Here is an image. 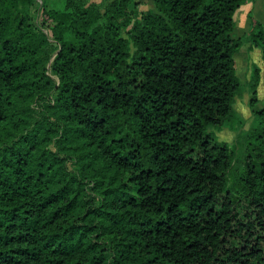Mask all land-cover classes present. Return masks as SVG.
Here are the masks:
<instances>
[{"label":"trees","instance_id":"trees-1","mask_svg":"<svg viewBox=\"0 0 264 264\" xmlns=\"http://www.w3.org/2000/svg\"><path fill=\"white\" fill-rule=\"evenodd\" d=\"M151 1L0 0V264H264L246 0Z\"/></svg>","mask_w":264,"mask_h":264},{"label":"rangeland","instance_id":"rangeland-1","mask_svg":"<svg viewBox=\"0 0 264 264\" xmlns=\"http://www.w3.org/2000/svg\"><path fill=\"white\" fill-rule=\"evenodd\" d=\"M94 1H100V0H94ZM138 7L140 10H148L153 7L152 1L151 0H138ZM241 19V17H239ZM247 39V36H243L241 42V47L242 49L244 45V39ZM249 52L246 50H242L241 52L237 53L235 56L236 60V72L238 73L240 79L242 82L246 81L249 77V65H250V56L248 55ZM255 56H252L254 60ZM253 60V61H254ZM258 61V60H257ZM264 85V84H263ZM258 91V102L255 105V107H260L264 105V86L259 85L257 88ZM250 93L248 89L245 87L244 90L241 92V94L236 98L234 107L236 111L238 112L239 115H241L243 118H245V125L244 128H247L250 121L252 120V115H251V110L248 107V100H249ZM216 134L220 140L226 141L228 144H232L233 141L236 138V132L232 131L228 128H223L222 130H217Z\"/></svg>","mask_w":264,"mask_h":264},{"label":"crops","instance_id":"crops-1","mask_svg":"<svg viewBox=\"0 0 264 264\" xmlns=\"http://www.w3.org/2000/svg\"><path fill=\"white\" fill-rule=\"evenodd\" d=\"M239 17H241V19ZM234 21H235V27L232 32L233 36L236 38H240L241 41L243 42L242 37L244 35L247 36L252 22L253 21L263 22L264 21V0H246L235 10ZM242 50H246L249 52L248 55L250 56V60H251L250 65H249V70H250L252 63L257 64L261 68V80H260L259 85L264 86L263 85L264 65L261 60L260 49L256 47H251L250 42L245 37L244 45L242 49L239 50V52H241ZM252 56H255L254 58H256V60H254Z\"/></svg>","mask_w":264,"mask_h":264}]
</instances>
